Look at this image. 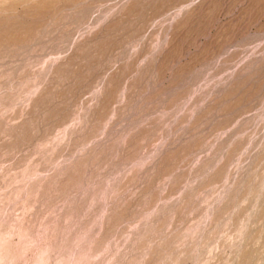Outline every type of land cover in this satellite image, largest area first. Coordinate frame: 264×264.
I'll use <instances>...</instances> for the list:
<instances>
[{"label":"rangeland","instance_id":"1","mask_svg":"<svg viewBox=\"0 0 264 264\" xmlns=\"http://www.w3.org/2000/svg\"><path fill=\"white\" fill-rule=\"evenodd\" d=\"M6 237L264 264V0H0V264Z\"/></svg>","mask_w":264,"mask_h":264},{"label":"clouds","instance_id":"2","mask_svg":"<svg viewBox=\"0 0 264 264\" xmlns=\"http://www.w3.org/2000/svg\"><path fill=\"white\" fill-rule=\"evenodd\" d=\"M5 230H7L10 225L7 220H5L3 226ZM11 227L14 230L19 231L18 228H16V225L13 224ZM26 235V234H25ZM21 240H16L13 242H9L7 237L5 238V245L3 248V256H4V261L3 264H9V257H12L13 260L16 262V264H29L28 261V256L30 253L34 252V246L33 245H24Z\"/></svg>","mask_w":264,"mask_h":264}]
</instances>
